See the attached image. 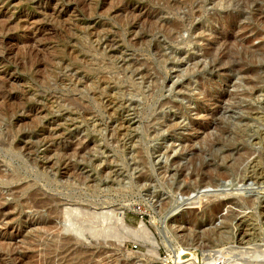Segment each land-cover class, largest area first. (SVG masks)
<instances>
[{
	"label": "rangeland",
	"instance_id": "374dc122",
	"mask_svg": "<svg viewBox=\"0 0 264 264\" xmlns=\"http://www.w3.org/2000/svg\"><path fill=\"white\" fill-rule=\"evenodd\" d=\"M0 116V264L264 244V0H0Z\"/></svg>",
	"mask_w": 264,
	"mask_h": 264
},
{
	"label": "bare ground",
	"instance_id": "6f19581e",
	"mask_svg": "<svg viewBox=\"0 0 264 264\" xmlns=\"http://www.w3.org/2000/svg\"><path fill=\"white\" fill-rule=\"evenodd\" d=\"M0 117H2V116H0ZM37 205V204H36ZM1 207V206H0ZM77 209H80V208H77ZM75 210H76V208H75ZM74 210V211H75ZM114 211V210H113ZM62 212V211H61ZM72 212H73V210H72ZM83 212V211H82ZM85 212V211H84ZM89 212V211H88ZM62 213H64V211L62 212ZM62 213H56V212H54L53 214H54V216H55V218H57L58 220L60 219V224L58 225V226H56V228H57V231H60L61 233H70V237H69V239L67 240V239H65L66 241H67V244H66V246H72L71 245V243H81V241H80V237L82 236V233L83 232H81V230L80 229H75V228H73V229H71V231H70V229L69 228H71V227H69V226H64V224L61 222V220H62V216H66V217H70L71 216V211H68V212H66V213H64V215L62 214ZM83 216H84V214H82ZM78 216V215H77ZM104 216V215H103ZM108 216V215H107ZM84 217H86V216H84ZM94 217V216H93ZM91 218V220H94L95 218ZM79 218V217H78ZM81 218V217H80ZM101 218V217H100ZM104 218H105V216H104ZM103 218V219H104ZM114 218V217H113ZM66 218H64L63 219V221H67V219L65 220ZM109 219V218H108ZM71 220V219H70ZM69 220V221H70ZM76 220V219H75ZM113 221V220H112ZM88 222V221H87ZM111 222V221H110ZM65 223V222H64ZM70 223V222H69ZM72 223V222H71ZM84 223H85V221H84ZM90 223V222H89ZM63 224V225H62ZM78 224H80V223H78ZM81 224H83V223H81ZM81 224H80V226H81ZM87 224V223H86ZM95 224V223H94ZM111 224V223H110ZM115 224H117V226H116V228H113V230L112 231H114V233H112L111 232V228H110V231H108L109 232V235H110V232L112 233L111 235H113L114 234V239L116 238V240H117V242L118 243H120V245H124L125 243H131V242H135V241H140V239H145L146 240V236H148V235H146L147 233H146V229H144L143 228V226H142V224L143 223H140L141 224V226H139V228H137V227H130V226H128V225H126L124 222H123V220H121V218L120 219H117L116 217H115V221H113V225H115ZM88 225V224H87ZM87 225H84V227H86ZM92 225V224H91ZM91 225H88L89 227H91ZM74 226V225H73ZM82 227H83V225H82ZM89 227H88V229H89ZM93 227H95V226H93ZM145 227V226H144ZM77 228H79V227H77ZM87 228V227H86ZM86 228H83L84 230H87ZM109 228V227H108ZM105 229V228H104ZM106 230V229H105ZM83 231V230H82ZM86 231H84V233H85ZM87 232H90V236L91 237H93V239H95V238H97V240L96 241H98V238H105L106 236L108 237V233L106 234L105 232H104V234H102V232H97L96 233V227H95V231H93V229L92 230H89V231H87ZM84 236V235H83ZM113 238V237H112ZM150 238V237H149ZM147 240H148V238H147ZM138 241V242H139ZM151 241V240H150ZM150 241L148 242L147 241V244L148 243H150ZM141 242H142V240H141ZM146 242V241H145ZM153 242V245H154V242L155 241H152ZM152 242H151V244L150 245H152ZM136 243V242H135ZM1 245V244H0ZM64 245V244H63ZM146 245V244H145ZM149 245V244H148ZM156 245V244H155ZM153 247V246H152ZM70 249V248H69ZM150 250V249H149ZM152 251V250H151ZM154 251V250H153ZM157 251V250H156ZM152 252L153 253V256L151 255V257L154 259V257H156L155 258V260L157 259L158 260V253L157 252ZM78 252V251H77ZM179 252L181 253V254H179V261H178V264H184V260H183V257H186V256H191L192 257V253L191 252H188V251H186V250H184V249H182V248H179ZM79 253V252H78ZM149 254V253H148ZM150 254H151V252H150ZM150 257V256H149ZM150 257V258H151ZM151 258V259H152ZM262 260H264V259H262ZM159 262V261H158ZM82 263V262H81Z\"/></svg>",
	"mask_w": 264,
	"mask_h": 264
},
{
	"label": "built area",
	"instance_id": "2783aa9c",
	"mask_svg": "<svg viewBox=\"0 0 264 264\" xmlns=\"http://www.w3.org/2000/svg\"><path fill=\"white\" fill-rule=\"evenodd\" d=\"M262 246H263V248H261ZM233 247H235V246H233ZM235 248H237V250L241 251L240 254H235V253L232 252L230 256L229 255H225V253L230 251V249H222V250L211 251L209 253L208 257L205 259V261L203 263H201V264H205L207 262V259H209V257H212V256H219V257L223 256V258H221V259L219 258V261L214 263V264H240V262L237 261L236 259L239 258V257H242L243 255L241 253H244V251H246V250L249 252V254H254V255H258V252L259 253H264V244H262V245L253 244V246H237ZM219 251H221V252H219ZM223 251H225V253ZM220 253H223V255H221ZM245 258H247V257H245ZM249 258L248 259L251 261L250 263L257 262L255 257H251L249 255ZM189 260H191V259H189ZM262 261H264V260H262ZM184 264H200V263L195 260V261H192V262L185 261Z\"/></svg>",
	"mask_w": 264,
	"mask_h": 264
}]
</instances>
